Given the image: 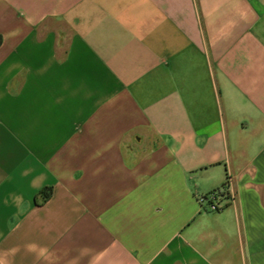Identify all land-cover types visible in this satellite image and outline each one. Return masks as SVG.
Masks as SVG:
<instances>
[{"label":"crops","instance_id":"obj_1","mask_svg":"<svg viewBox=\"0 0 264 264\" xmlns=\"http://www.w3.org/2000/svg\"><path fill=\"white\" fill-rule=\"evenodd\" d=\"M0 264H264V0H0Z\"/></svg>","mask_w":264,"mask_h":264},{"label":"built area","instance_id":"obj_2","mask_svg":"<svg viewBox=\"0 0 264 264\" xmlns=\"http://www.w3.org/2000/svg\"><path fill=\"white\" fill-rule=\"evenodd\" d=\"M219 192L217 190L211 191L205 195L199 196V201H209V207L212 210H221L223 209L225 203L218 202ZM232 198V195H229V199Z\"/></svg>","mask_w":264,"mask_h":264}]
</instances>
